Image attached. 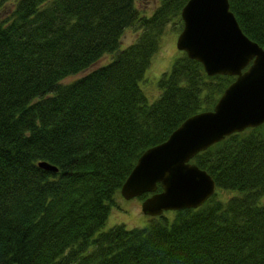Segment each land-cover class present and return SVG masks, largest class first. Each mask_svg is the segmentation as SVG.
Masks as SVG:
<instances>
[{
    "label": "trees",
    "instance_id": "1",
    "mask_svg": "<svg viewBox=\"0 0 264 264\" xmlns=\"http://www.w3.org/2000/svg\"><path fill=\"white\" fill-rule=\"evenodd\" d=\"M185 2L145 14L134 0H0V264H264V123L190 160L237 195L101 230L139 154L211 109L235 76H209L178 49L148 102L140 82ZM228 7L264 49V0ZM129 27L137 37L121 48Z\"/></svg>",
    "mask_w": 264,
    "mask_h": 264
},
{
    "label": "water",
    "instance_id": "2",
    "mask_svg": "<svg viewBox=\"0 0 264 264\" xmlns=\"http://www.w3.org/2000/svg\"><path fill=\"white\" fill-rule=\"evenodd\" d=\"M229 0H186L176 49L202 63L207 75H235L211 109L183 119L160 143L144 149L120 185V196L148 192L143 215L196 208L216 186L206 170L190 160L226 135L264 123V49L244 35ZM45 169H55L40 161ZM157 185L161 190H157Z\"/></svg>",
    "mask_w": 264,
    "mask_h": 264
},
{
    "label": "rangeland",
    "instance_id": "3",
    "mask_svg": "<svg viewBox=\"0 0 264 264\" xmlns=\"http://www.w3.org/2000/svg\"><path fill=\"white\" fill-rule=\"evenodd\" d=\"M14 0H4L6 5L11 6ZM134 3L139 7L140 11H143L145 14L149 13L156 7L157 0H134ZM173 20H169L162 31V36L159 40V47L153 54L152 59H150V63L148 65V70H146V76L148 77L146 82H140V86L142 87V91L144 95L148 98V102L151 100H155L158 93V86H156V80L159 78V74L162 71H167L170 68L171 61L177 57L178 50L176 49L175 38H177V32L174 29ZM121 39L119 40V46L121 48L126 47L129 42H132L136 39V31L135 29L129 27L124 30L121 35ZM109 55H104L99 57L97 62L89 65L87 69L83 71H79L76 74H69L67 77L62 79L63 83H67L68 81H73L78 76L87 73L90 68L97 67L99 64H103L107 61ZM215 195L220 197L221 200L227 198V196L237 195L239 193L238 190H230V189H220V187L214 190ZM120 193L114 194V198L116 204L110 207L109 214L106 216L105 224L102 226L101 230H105L107 227L115 225L116 223L123 224L126 227H142L146 225L148 222L149 215H143L139 208V203L141 200L137 196L133 198L126 199L122 198ZM259 202L264 203V193L260 195ZM171 215L170 211H166L165 214Z\"/></svg>",
    "mask_w": 264,
    "mask_h": 264
}]
</instances>
